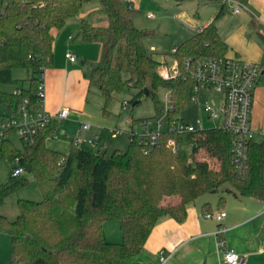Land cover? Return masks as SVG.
Returning <instances> with one entry per match:
<instances>
[{
	"label": "trees",
	"instance_id": "16d2710c",
	"mask_svg": "<svg viewBox=\"0 0 264 264\" xmlns=\"http://www.w3.org/2000/svg\"><path fill=\"white\" fill-rule=\"evenodd\" d=\"M237 1L245 4L247 0ZM94 2L99 7L81 19L72 41L100 45L97 61L84 62L82 74L88 89L97 90L103 114H108L116 95L129 88L133 94L127 106L150 100L152 118L181 120L180 112L192 105L194 85L184 60L227 54L215 25L223 9L173 49L179 75L162 80L157 72L161 63L143 46L146 33L133 25L127 0H0V86L20 82L12 78L15 69L31 71L27 86H20V96L0 88V114L16 113L23 97L36 99L38 76L53 60V31ZM260 37L264 43V35ZM160 90L166 91L170 109L160 101ZM58 125L51 120L24 145L23 153L13 145L12 133L0 141V159L11 163L18 159L27 166L42 195L40 202L18 200L13 221L0 214V231L11 242L9 264H130L161 217L182 222L187 205L208 192L228 186L225 192L236 198L264 203V138L250 141L245 167L237 174L233 135L220 128L163 132L159 145L148 153L140 143L144 138L132 132L125 151H88L72 140L69 151L62 153L46 146V138L53 136ZM169 141L175 151L167 145ZM199 150L218 166L196 159ZM25 183L21 175L1 184L0 207ZM174 196H180L178 204H162ZM110 221L119 225L120 243L102 237L103 223Z\"/></svg>",
	"mask_w": 264,
	"mask_h": 264
},
{
	"label": "crops",
	"instance_id": "0c3cea01",
	"mask_svg": "<svg viewBox=\"0 0 264 264\" xmlns=\"http://www.w3.org/2000/svg\"><path fill=\"white\" fill-rule=\"evenodd\" d=\"M216 3L219 9L216 7L215 15L211 16L207 22H203L196 32L212 22L220 10L223 9L222 12L227 10L231 14L230 17L223 16L219 23H215L218 34L228 47L226 55L259 64L264 71V43L260 37V34L264 35V0H247L244 4L245 9L237 14L232 13L220 1ZM97 8L88 7L83 13H79L77 16L80 22L88 12ZM72 19H69L66 24ZM77 27L65 26L53 31V60L51 66L43 72L45 111L54 114L62 107L69 109L67 118L59 122L55 130L59 133L54 139L65 137L71 141L74 140L77 135L72 138L66 131L75 120H82L90 125V129L79 132L81 123L78 124L81 142L86 141L87 143L90 134L95 133L97 138L94 145L97 146L98 152L124 151L128 147L129 136L133 130L130 131L128 137L119 138L116 135L120 134L121 130L115 129V133H105L102 128L93 127L87 121L91 115L87 111L88 83L82 74L84 61H81L83 68H78L75 61L71 62L65 57L69 53L66 50ZM161 61L159 62L163 64ZM251 126L259 138L257 141L264 138V83L262 82L258 83L254 90ZM46 146L67 153L63 152L64 146L55 144L51 147L47 143ZM180 200V196L168 197L163 200L162 204L164 206L175 205ZM218 211L225 213L224 218L219 222L213 218L204 217L206 213L215 214ZM106 223L104 222L102 226V237ZM219 228H222L223 232L216 235ZM113 238L112 241L118 242L121 234L116 233ZM219 240L224 243L225 247L244 256L246 264H264V203L251 198H236L228 193L223 195L218 192H208L187 205L186 217L182 222H177L167 216L161 217L152 229L142 251L130 264H158L161 250L169 256V264H225L217 248Z\"/></svg>",
	"mask_w": 264,
	"mask_h": 264
},
{
	"label": "rangeland",
	"instance_id": "374dc122",
	"mask_svg": "<svg viewBox=\"0 0 264 264\" xmlns=\"http://www.w3.org/2000/svg\"><path fill=\"white\" fill-rule=\"evenodd\" d=\"M216 2L217 0H180L179 2H176V0H129V2H126V5L128 7L130 4L128 8L132 10L133 25L146 33L142 39L143 46L154 54L156 60H162L161 62L171 71L176 65L172 53L173 49L178 44L193 36L199 27L203 25V22H207L211 16L213 17L215 15L216 7H218V3ZM88 7H99V4L97 2L87 4L82 7L80 13H83ZM148 14L151 15L150 18H147ZM230 15L231 14L225 10L220 14L219 18L215 20V23H219L223 16L230 17ZM79 25L80 20L79 16H77L67 24L65 23L62 28L65 26H78L74 31L77 32L79 30ZM69 43L66 52L77 57L75 64L78 68H83L81 61L87 64H93L97 61L100 53V46L98 44L80 43L71 40ZM30 75V70L15 69L12 72V78L20 82L10 85H1L0 88L6 91H13L21 85L26 87V79ZM132 94L133 90L129 88L125 92L117 94L107 107L108 114H103L100 96L96 89L91 88L87 96V111L90 112L91 117L86 120L92 124L93 127L98 126L102 128V131L105 133L114 132L115 129L121 130L122 132L116 135L119 138L128 137L131 130L137 133L142 132L143 128L141 122L143 120L149 119V121H151L150 128L153 127L156 119L152 118L154 116V111L150 100H143L135 106L128 105L123 108L122 103L129 100ZM218 98L219 95L215 92L201 89L196 95L197 103L181 111L180 118L192 124L194 127L201 126L203 129L215 128L217 122L207 119L206 115L201 111V108L210 101H217ZM159 99L164 107L169 106V99L165 90H160ZM103 119L104 122H102ZM79 123H84V121L75 120L68 127V131H66L72 138L78 135ZM58 133L59 131H55L53 136L47 137L46 143L51 147L55 144L61 147L64 146L63 152H68L71 140L65 137L54 139L55 136H58ZM258 139L259 138L256 136L255 140ZM12 142L15 148L23 153L25 144L15 136L12 137ZM78 146L88 151H97V146H91V144L86 143V141L78 143ZM195 158L207 161L214 167L218 166L217 161L208 157L203 150H199L195 154ZM13 167L14 165L8 160L0 159V185L11 178ZM22 177L25 179L26 183L16 192L7 196L3 205L0 207V214L6 216L11 221L15 220L18 215V200L33 202H40L42 200V195L32 174L29 173V171H25ZM227 188L228 186L221 187L218 193L223 195L226 194L225 189ZM116 233L120 235L119 226L116 221H110L104 225L103 239L106 242L120 243L121 239L118 242L112 241ZM11 258L10 239L6 234L0 231V264H9Z\"/></svg>",
	"mask_w": 264,
	"mask_h": 264
},
{
	"label": "built area",
	"instance_id": "2783aa9c",
	"mask_svg": "<svg viewBox=\"0 0 264 264\" xmlns=\"http://www.w3.org/2000/svg\"><path fill=\"white\" fill-rule=\"evenodd\" d=\"M167 1V0H164ZM234 14L245 9L243 3L237 0H218ZM151 15L148 14L147 18ZM65 57L74 62L76 57L67 53ZM188 77L194 82L192 89V104L197 103L196 95L201 89L215 92L219 95L217 101L206 103L201 111L206 115L207 119L217 122L215 128L223 129L233 135L232 141V161L235 171L241 174L246 163V153L248 144L255 139L256 133L251 126V112L254 101V90L258 83H264V71L259 64L244 61L234 56H223L217 58H187L183 62ZM44 72V71H43ZM158 75L162 80H169L179 75L177 66L170 71L165 65L161 64L158 68ZM13 92L20 96L22 94L21 87L16 88ZM36 99L32 101L29 97H23L16 113L4 112L0 114V141L7 134L12 133L13 137H17L22 143H30L38 131L43 129L51 120L58 122L63 121L69 114L67 107L60 108L54 114H49L44 109V77L43 73L39 74L37 82ZM168 96V95H167ZM169 99V97H168ZM123 108L127 106V102L122 103ZM171 104L165 109H170ZM143 128L142 133L137 134L132 131V134L143 137L140 141L143 146V152L148 153L153 147L158 146L157 141L159 135L163 132L173 133H188L192 131L204 130L201 126L194 127L192 124L178 120L169 122L163 118L156 119L153 127L151 121L143 120L141 122ZM90 125L81 123L80 131H88ZM97 135L91 133L88 144L94 145ZM75 143H80L79 133L73 140ZM172 149L176 150L172 141L167 143ZM12 164L11 176H21L26 170L24 165L20 164L18 159H15ZM225 213L218 211L215 214L206 213L205 218H213L215 221H221ZM223 232L219 228L215 233L219 235ZM218 251L221 254L225 264H246V258L236 253L233 249L224 246V243L219 240L217 242ZM169 256L163 251H159L158 264H169Z\"/></svg>",
	"mask_w": 264,
	"mask_h": 264
},
{
	"label": "water",
	"instance_id": "95a60500",
	"mask_svg": "<svg viewBox=\"0 0 264 264\" xmlns=\"http://www.w3.org/2000/svg\"><path fill=\"white\" fill-rule=\"evenodd\" d=\"M81 65H83V62H81ZM146 93H147V92H146V90H145V94H146ZM25 170L28 171L29 168L26 166V167H25ZM211 192H214V191H211Z\"/></svg>",
	"mask_w": 264,
	"mask_h": 264
}]
</instances>
